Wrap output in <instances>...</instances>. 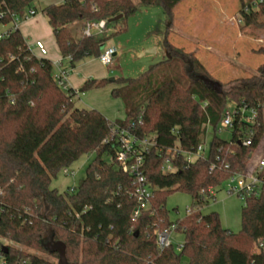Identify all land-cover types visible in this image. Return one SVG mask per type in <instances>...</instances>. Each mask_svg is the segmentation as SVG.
Instances as JSON below:
<instances>
[{
  "label": "trees",
  "instance_id": "16d2710c",
  "mask_svg": "<svg viewBox=\"0 0 264 264\" xmlns=\"http://www.w3.org/2000/svg\"><path fill=\"white\" fill-rule=\"evenodd\" d=\"M34 1L0 0V24H11L0 39V236L16 244L6 245L7 263L264 264V251L252 249L264 237V194L247 197L238 232L224 228L217 212L201 211L215 188L245 170L264 136V63L257 73L219 92L206 81L215 80L201 60L165 37L169 57L137 78L113 81L117 86L111 94L123 101L126 116L111 121L97 109L76 107V91L59 87L53 62L34 55L20 29L13 28L15 16L23 18ZM139 1L161 6L172 22L182 0ZM246 5L249 11H244ZM136 10L133 0H64L42 12L62 56H71L69 68H74L98 57L109 37L76 39L72 24L105 19L110 26ZM263 11L264 0H241L245 24ZM121 13L117 22L109 21ZM109 81L89 79L79 91ZM230 101L236 109H254L257 117L251 122L247 114L235 115L232 138L225 140L218 132ZM116 125L132 127L140 138L155 135L156 145L145 153L144 164L153 193L149 208L139 216H134L137 200L131 175L105 159L117 147ZM208 127L213 136L206 155L189 162L180 153L173 159L175 170L166 172L168 149H195ZM249 130L254 135L245 145L242 139ZM88 153L95 158L77 189L62 193L51 186L62 168ZM176 191L189 193L193 205L174 222L167 197ZM172 224L184 235L181 250L174 243L158 249V232Z\"/></svg>",
  "mask_w": 264,
  "mask_h": 264
},
{
  "label": "rangeland",
  "instance_id": "374dc122",
  "mask_svg": "<svg viewBox=\"0 0 264 264\" xmlns=\"http://www.w3.org/2000/svg\"><path fill=\"white\" fill-rule=\"evenodd\" d=\"M133 1L137 10L125 21L111 24L112 28L106 35L109 38L102 43V46L117 47L118 53L113 62L109 67H104L96 58L92 60L93 68L108 71L107 79L137 78L152 65L166 59L170 53L163 46L165 37L176 47L188 53L193 52L204 64L207 75L221 83L224 89L236 84L242 77L257 73V68L264 63V11L258 13L250 24H245L244 20L238 23L236 19L242 17L241 0H182L174 8L172 22L161 6L146 5L139 0ZM32 6H36L37 16L43 15L47 20L42 8L35 5V1ZM10 26L0 24V33ZM45 31L47 36L52 35L47 27ZM48 42L53 45L52 36ZM115 84L109 81L98 89L79 92L80 97L73 98L75 106L85 109H96L91 107L95 105L99 108L110 107L113 111H121L123 114L125 111L123 102L120 98L111 96V88ZM234 107L233 101L227 105V109L231 111ZM246 114L249 116V111ZM218 134L225 140L232 138L231 129L221 130ZM212 136L213 130L208 127L204 136L207 147ZM260 142L259 151L264 148V136ZM259 155L261 154L254 151L247 167H250L252 159H257ZM94 158V153L82 155L77 161L65 167L69 169V173H65L62 168L52 179L51 186L62 193L77 189ZM195 158L196 156H192V159ZM105 159L109 160V157L106 156ZM243 204L242 197L235 192H229V183L226 181L214 189V195H211L201 211L203 214L217 212L224 228L238 232L242 226ZM192 205L193 198L189 193L183 191L171 193L167 197L170 220L175 222L184 218ZM183 240L182 233H173L175 245L183 243ZM0 243L16 245L1 236ZM252 249L256 251L254 245ZM38 254L58 261L53 256L40 252ZM2 262L0 256V264Z\"/></svg>",
  "mask_w": 264,
  "mask_h": 264
},
{
  "label": "built area",
  "instance_id": "2783aa9c",
  "mask_svg": "<svg viewBox=\"0 0 264 264\" xmlns=\"http://www.w3.org/2000/svg\"><path fill=\"white\" fill-rule=\"evenodd\" d=\"M262 2L263 0H259ZM250 6H244V11H249ZM36 14V10L31 8L28 9L25 16L19 17L15 16L12 25L14 29L18 28V23L20 20L28 18ZM4 16V13L0 11V18ZM235 19V18H234ZM238 23L243 21L242 17L236 19ZM112 28L107 24V20L101 19L99 21L82 20L80 33L82 36H106L107 31ZM7 34L3 32L0 34V39ZM34 45L41 51V54H46L47 50L44 43L40 40L36 41ZM29 49L31 46L28 44ZM32 52V50H31ZM33 53V52H32ZM117 47L107 46L101 50L98 59L105 65L110 66L113 62L114 57L117 55ZM34 54V53H33ZM35 55V54H34ZM38 57V56H37ZM71 60V56L67 57ZM59 64V63H57ZM73 68H60L56 73H53L54 79L56 80L59 87L64 90H68L70 87L67 86L66 80L68 74ZM249 111V116L247 118L254 122L257 117V112L254 109L246 110L244 107L240 109L226 110L224 116L220 122L219 131L225 129H231L234 121L235 115L246 116V112ZM254 135L253 130L248 131V135L242 139L243 144L250 145L252 142V136ZM114 136L117 140V147L114 153L109 157V162L114 164L116 167L121 168L124 172L131 175L134 184L133 195L137 200V207L134 210V216H139L140 213L148 209L150 206V199L153 193V188L149 184L145 174H144V164H145V153L149 152L150 149L156 145L155 135L147 137H137L132 130V127L116 125L114 128ZM206 138H200L197 146L193 150L185 151L179 147L169 148L167 153L169 154L163 163V168L166 172L174 171L175 165L173 159L180 153L185 154L186 159L191 162L196 158L205 156L207 150ZM192 156H196L192 159ZM252 164L247 167L241 173H235L229 177L227 180L229 183V192H235L238 196L242 197L244 202L247 197H259L264 194V155H259L257 159H252ZM65 173H69L68 168H64ZM176 232V225L172 224L163 231L158 232L157 235V246L158 249L162 250L167 246L174 243L173 233ZM3 245L0 243V256L2 257V264H9L3 256ZM177 249L181 250L183 243L176 244ZM256 251H264V237L259 238L255 244Z\"/></svg>",
  "mask_w": 264,
  "mask_h": 264
},
{
  "label": "crops",
  "instance_id": "0c3cea01",
  "mask_svg": "<svg viewBox=\"0 0 264 264\" xmlns=\"http://www.w3.org/2000/svg\"><path fill=\"white\" fill-rule=\"evenodd\" d=\"M63 2H64V0H35V5H37V6L39 5L43 9L47 5L60 4ZM31 8L36 10V14H34L28 18L20 20L18 23V28L20 29V31L23 34L24 38L26 39L27 43L31 46L32 52L38 57H44V58L50 59L53 62V73H56L58 71L59 67L60 68H69L70 60L68 58H64L62 56V54L58 48V45L56 44L54 33H53V30H52V28L48 22V19L46 20L43 15L37 16L36 6H34V7L32 6ZM117 21H115V22H117ZM81 23H82V21H79V22L72 24V26H71L72 34L76 39H79L80 37H82V35L80 33ZM43 26L45 27V29L47 27L48 30H50V32L52 33V35L47 36V33H46L45 29H43ZM8 28L4 32H6L8 30ZM51 36L54 40L53 45L48 42V39ZM38 40L42 41L46 47L47 52L44 55L41 54V51L34 45V43ZM111 46H114V45H111ZM105 47H107V46H101V50H103ZM93 58H96V60L101 65H103L99 61L98 57L87 58V59L83 60L82 62H80L78 65H76L72 69V71L68 74L66 83H67L68 87H70L76 91V94L74 96L80 97L79 96V92H80L79 89L83 86V84L87 80H89V79H102V78H106V76L108 75L107 70H98V69L93 68V65H92ZM57 63H59V64H57ZM103 66L109 67V66H105V65H103ZM116 86H117V84H115V86L112 85L111 92H112V89ZM95 89H98V88H95ZM111 96H112V94H111ZM88 104H89V102H88ZM91 107H96V109H99V111L101 113H103L111 121L124 120L125 116H126L125 111L123 114H121V111H119V112L116 111V112H118V113H116L110 107L99 108V106H97V105L91 106ZM123 107H124V104H123ZM260 143H259V145H260ZM259 145L257 146L255 153L264 154V148L261 149L260 151L258 150ZM212 195H214V190L212 191Z\"/></svg>",
  "mask_w": 264,
  "mask_h": 264
},
{
  "label": "water",
  "instance_id": "95a60500",
  "mask_svg": "<svg viewBox=\"0 0 264 264\" xmlns=\"http://www.w3.org/2000/svg\"><path fill=\"white\" fill-rule=\"evenodd\" d=\"M123 17V14L121 13V14H119V15H117V16H115V17H113V18H111L109 21L110 22H115V21H117V20H119V19H121ZM169 57V56H168ZM110 81H114L115 80V78H110L109 79ZM208 83H210L217 91H219V92H221L222 91V89H223V87H222V85H221V83H219L218 81H211V80H206ZM3 251H4V253H6L7 251H8V249H7V247L6 246H3Z\"/></svg>",
  "mask_w": 264,
  "mask_h": 264
}]
</instances>
